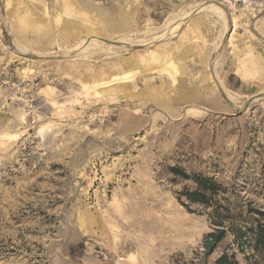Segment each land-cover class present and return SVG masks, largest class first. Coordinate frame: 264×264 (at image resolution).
I'll list each match as a JSON object with an SVG mask.
<instances>
[{"label":"rangeland","instance_id":"1","mask_svg":"<svg viewBox=\"0 0 264 264\" xmlns=\"http://www.w3.org/2000/svg\"><path fill=\"white\" fill-rule=\"evenodd\" d=\"M64 1L0 0V264L193 258L212 228L200 208L178 202L193 187L181 173L213 177L234 205L264 211V98L248 104L264 93V41L251 28L264 0H228L232 17L202 10L213 1L229 13L224 0H74L69 10ZM168 27L176 29L162 37ZM184 45L191 53L177 60L175 79L167 60L150 58L128 89L102 81L124 78L127 58ZM252 46L255 64L245 55ZM236 61L250 83L230 89L221 77ZM169 209L198 234H165ZM231 243L229 235L209 264L224 251L249 264Z\"/></svg>","mask_w":264,"mask_h":264},{"label":"trees","instance_id":"2","mask_svg":"<svg viewBox=\"0 0 264 264\" xmlns=\"http://www.w3.org/2000/svg\"><path fill=\"white\" fill-rule=\"evenodd\" d=\"M180 176L190 181L193 187H184L176 193L178 202L189 211L193 206L200 208L207 216L212 231L204 236L199 250L193 252V258L188 259L181 254L174 264H209L208 258L229 235L232 237L230 246L243 254L249 264H264V211L249 203L246 209L234 205L228 188L213 177L186 173ZM210 264L239 262L236 253L224 251Z\"/></svg>","mask_w":264,"mask_h":264},{"label":"bare ground","instance_id":"3","mask_svg":"<svg viewBox=\"0 0 264 264\" xmlns=\"http://www.w3.org/2000/svg\"><path fill=\"white\" fill-rule=\"evenodd\" d=\"M215 1V0H214ZM218 1V0H216ZM7 4L8 6H10V2L11 0H7ZM65 3V9L64 10H69V9H72V7L75 5V2L74 0H66L64 1ZM28 4V3H27ZM26 4V5H27ZM33 6V5H31ZM118 6V5H117ZM121 8V7H120ZM206 9H211L213 10L215 13L217 14H220V15H226L227 14V17H232V15L236 12L235 11V8L233 5H231V11H229V13L227 12L226 13V7L224 5H222L221 3L219 2H213V1H209L208 4H206L202 10H206ZM264 9V7H263ZM201 10V11H202ZM27 11V10H26ZM116 11V10H115ZM119 11V10H117ZM261 12L263 11L262 9L260 10ZM199 12V11H198ZM43 14V13H42ZM119 14V13H118ZM123 14V13H122ZM236 15V13H235ZM120 16V14H119ZM236 17V16H235ZM257 18V21L261 18V15L257 17V15L255 14V16ZM15 18H17L16 20L21 22V23H24V29H28L30 30L31 32H34V33H37V34H42V36H47L48 35V32L49 31H40L39 30V27L38 25L32 23L31 21L28 20V17H23L22 16L19 18L18 16H16ZM122 18V17H121ZM234 18V16H233ZM263 18V17H262ZM14 20V18H11V20ZM111 19V18H110ZM253 19V18H252ZM230 21L232 22V20L230 19ZM59 22H60V25L62 28H65V27H69L70 26V21H67V20H64L63 18H59ZM115 23H117V21L115 20L114 21ZM171 23V22H170ZM71 24L75 25V27L73 28L74 31L78 32V33H90L91 30L89 29L88 26H85V25H82L81 23H76V22H72ZM111 24V23H109ZM257 23L255 22L253 24V27H251L253 29V31L256 32L255 27L257 26L256 25ZM98 25V24H97ZM114 26V25H113ZM169 26V25H168ZM171 27V26H170ZM168 27V29L161 35L162 37H169L175 29L176 27L174 28H170ZM178 28V27H177ZM101 30V29H100ZM120 30V29H119ZM119 32V31H118ZM94 33V32H93ZM102 33V32H101ZM151 34V33H150ZM155 34V33H154ZM182 35V34H181ZM184 35V34H183ZM115 36V35H114ZM259 36V35H258ZM157 37V36H156ZM190 37V36H189ZM196 38V37H195ZM261 40L264 41V36H260ZM154 39V38H153ZM165 39V38H163ZM170 39V38H169ZM169 39H165L164 41H162L161 43H166L168 42ZM183 39H184V36H183ZM96 40V39H95ZM89 41V40H88ZM91 41V40H90ZM89 41V42H90ZM94 41V40H92ZM153 41V40H152ZM183 41V40H182ZM229 41V40H228ZM85 42V41H84ZM89 42L87 45H89ZM184 42V41H183ZM264 43V42H263ZM81 44V43H80ZM219 44V43H218ZM85 45V44H84ZM93 45V44H92ZM219 46V45H218ZM247 46V45H246ZM162 48V47H161ZM158 49V50H152L150 53V55H148L146 58H142V59H137V58H127L125 60V65H126V68H127V71L125 72V77L124 78H120V79H112L111 77L112 76H109L107 79H104L102 80L104 82L105 85H108L110 83H113L114 81H122L124 80L125 82L122 83L123 86L125 89H128L134 82V79H135V76L137 75L138 72L140 71H143L145 68H146V64L147 63H150L149 59L151 58L154 63H159V62H163L164 60H167V64L165 66H163V71L167 72L169 75H171L174 79H175V75L179 69V67L181 68L180 65H178L179 62H177V60L181 59V57L185 56L188 51H189V48L184 45L183 47H179V46H175V48L178 50L176 53H171V51H169L168 49ZM82 50V49H81ZM86 50V49H85ZM90 51V49H88ZM87 50V52H89ZM174 50V49H173ZM172 50V51H173ZM83 51V50H82ZM82 51L80 53H82ZM85 51H83L84 53ZM112 52V51H111ZM82 53V54H83ZM91 54V53H90ZM253 57V54L249 53L248 54V61ZM213 62V68L215 67V62H216V59ZM256 62V61H254ZM140 63H142V65H140ZM212 64V63H211ZM140 65V67H139ZM182 65V64H181ZM212 66V65H211ZM225 66V65H224ZM183 67V66H182ZM214 71V70H213ZM185 74V73H184ZM179 75V74H178ZM214 78H216L215 74H213ZM185 76V75H184ZM183 77V76H182ZM181 77V78H182ZM185 78V77H184ZM178 80V79H177ZM186 81V80H185ZM115 83V82H114ZM182 84H186V83H182ZM87 86V85H86ZM96 87V86H95ZM93 87V88H95ZM186 87V86H185ZM179 90V88H178ZM182 90V89H181ZM180 92V91H179ZM127 93V92H126ZM97 94V93H96ZM228 96H229V99L232 101L235 97L227 92ZM255 97V96H254ZM207 104V103H206ZM213 108V107H212ZM118 206V205H117ZM175 206V205H174ZM177 213L176 209H169L168 210V214L171 216V220H170V224H166L165 228H163V232L166 234H176L178 235L179 237H188V239H192L193 237H195L198 232H197V228L194 224H192L190 222V220H183L182 218H180L179 216H174L175 214ZM200 234V233H199ZM172 237V236H171Z\"/></svg>","mask_w":264,"mask_h":264},{"label":"crops","instance_id":"4","mask_svg":"<svg viewBox=\"0 0 264 264\" xmlns=\"http://www.w3.org/2000/svg\"><path fill=\"white\" fill-rule=\"evenodd\" d=\"M263 17V18H262ZM255 30L257 33H259L260 36H264V12L261 14V18L258 20L257 22V26L255 27ZM86 34V33H84ZM162 45H164V43H161V45H159V47H162ZM188 48H189V51L188 53L181 57V59H185V57H187L190 53H191V46L190 45H186ZM158 47V46H157ZM255 47H251L249 49H247L245 51V55L247 56L248 53H251L253 54V57L252 58H255L256 59V62L258 61L257 57L254 55V50ZM220 58H222V55L219 53L217 54L216 56V62H215V67L213 68V62H212V70H215V74L219 71V61H220ZM214 59V60H215ZM213 60V61H214ZM252 64H255L256 62L252 61L251 59L249 60ZM213 74H214V71H213ZM224 74H227V75H223L221 78H222V82L224 83V85L226 87H229L230 89H235L237 88L238 86V79H240L244 84H247V83H250V79H249V75L247 73V70L244 68V66L242 65V62L240 61H236L235 65H234V73L231 72V71H228V72H224ZM216 77V76H215ZM230 92V91H228ZM257 95V94H256ZM256 95H253V96H256Z\"/></svg>","mask_w":264,"mask_h":264},{"label":"water","instance_id":"5","mask_svg":"<svg viewBox=\"0 0 264 264\" xmlns=\"http://www.w3.org/2000/svg\"><path fill=\"white\" fill-rule=\"evenodd\" d=\"M262 98H264V93H259L255 97H253L252 99H250L248 101V104H251L252 102L257 101V100L262 99Z\"/></svg>","mask_w":264,"mask_h":264},{"label":"built area","instance_id":"6","mask_svg":"<svg viewBox=\"0 0 264 264\" xmlns=\"http://www.w3.org/2000/svg\"><path fill=\"white\" fill-rule=\"evenodd\" d=\"M236 3H239V2H242L244 3V0H234ZM224 2H226L227 4L229 5H232V2L231 1H228V0H224Z\"/></svg>","mask_w":264,"mask_h":264}]
</instances>
